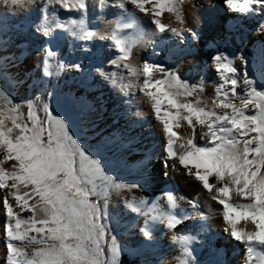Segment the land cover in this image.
<instances>
[{
  "label": "snow or ice",
  "instance_id": "6c2138e0",
  "mask_svg": "<svg viewBox=\"0 0 264 264\" xmlns=\"http://www.w3.org/2000/svg\"><path fill=\"white\" fill-rule=\"evenodd\" d=\"M30 2L3 0L4 4L13 7ZM124 2L121 0V8ZM100 3L103 5L104 0ZM127 3L146 16L149 10L145 5H153L150 15L156 33H164L168 27L159 19L165 11L174 14L182 23L178 0H127ZM47 4L79 13L80 19L72 21L73 27L81 34V39L93 37L94 33L85 26L86 0H47ZM252 5L264 9V0H226L227 8L233 13L252 12ZM57 27L64 25L57 24ZM124 27L131 28L132 25ZM170 31L181 37L184 31L192 34L191 29L181 31L172 27ZM43 34L50 36L51 29L45 28ZM72 34L76 35V31ZM111 41L119 58L127 60L135 41L115 32ZM44 52L45 75H48L49 60L56 53L51 47H45ZM213 63L221 83L211 108L199 100L188 101L187 97L193 95L195 87L162 66L143 65L144 80L140 91L150 101L156 118L162 121L167 134V158L178 160L189 175H194L210 198L222 206L223 220L228 225L225 232L230 229L231 237L246 245L249 260L255 256L259 264H264V255L257 253L254 247H264V90H258L256 81L245 72L243 83L247 90L239 95L236 69L231 59L218 53L213 57ZM72 67L80 69L79 64ZM156 73L161 75L157 77ZM249 106H252L251 112ZM44 112L45 118L41 120L30 106L28 122H22L18 106L0 90V151L3 152L0 164L14 161L11 171L0 168V189L8 188V196L15 201V206L32 213L27 219L21 218L14 214L7 196L4 198L7 219L4 226L5 264H117L119 250L114 239L106 241L104 214L91 198L106 195L110 187L139 188V185L115 182L106 174L101 161L87 153L71 134L63 117L55 115L47 105ZM181 121H186L192 129L200 126L205 146H197L189 139L186 144L179 145V150L176 148L177 133L173 129L179 127ZM211 178L215 183H210ZM168 199L172 200V197ZM240 220L250 221L254 230H238ZM176 223L179 221L173 217L168 226L174 227ZM142 232L146 239H151L149 231L142 229ZM15 242L20 245L28 242L39 247L27 252ZM105 245L110 257L107 260L104 258ZM184 255L191 256L187 248Z\"/></svg>",
  "mask_w": 264,
  "mask_h": 264
},
{
  "label": "rangeland",
  "instance_id": "374dc122",
  "mask_svg": "<svg viewBox=\"0 0 264 264\" xmlns=\"http://www.w3.org/2000/svg\"><path fill=\"white\" fill-rule=\"evenodd\" d=\"M2 1H0V78L5 80L9 95L16 99L22 122H28L30 106L31 111L41 120L45 118V105L51 110L63 108L62 117L66 115L71 118L74 127L72 135L84 150L93 158L99 159L104 170H115L118 178L117 183L139 185V188L117 189L110 187L106 195H101L104 197L103 205L98 202L96 197L91 198L93 202L98 203L104 214V223L107 228L106 241L111 242L114 239L119 255H124L128 261L134 264H183L185 261H188L189 264H216V261L213 262L214 258L208 257L207 253L210 247L208 248L204 242V236L212 234V227H207L206 231L202 230L203 234H207L199 235L196 238L197 242H189L188 245L177 241L178 245L173 246L170 244L169 237L163 235L158 238L160 244L156 248L143 235L142 229L149 231L144 223V212L164 205H177L181 197V191L173 183V180L168 181L163 189L156 193L147 175L150 171H146L141 166H135L140 163L144 153L152 155L154 152H160L162 147L167 144V134L163 130L162 121L156 118L150 101L137 99L141 95L144 96L140 91L144 80L143 70L139 67L138 70L132 71L130 76V71L122 64L124 60L119 58L120 54L118 57H113L117 52L113 44L107 43V38L103 39V44L99 40H84L79 36L73 40L65 39L56 45L53 48L56 56L49 60L48 75L36 76L31 79L25 71L29 65L36 66L38 61L37 59L33 60L32 57V48L35 43L32 42L29 33L23 34V30L28 23L38 19L41 14H48L56 19L63 9L54 4H47V0H31L24 6L15 7L11 5L7 7ZM92 1L86 0L88 10ZM96 1L94 0V2ZM207 4L212 5L213 3L209 0L202 6L207 8ZM99 5L97 2L96 6ZM188 5L189 3H186L185 0H178L179 14L185 7L188 8ZM252 8L254 11L250 18L248 17L250 20L237 13H227L228 15H222L218 19L217 34L214 36L202 37L200 40H196L192 46L178 45L180 50L173 54H169L171 49L169 44L162 46L160 50L154 52L155 54L151 49H148L146 50L148 53L143 54V59L151 58L155 62H160L156 66H162L165 71L174 73L180 80L194 86L196 91L192 96L187 97V100L193 103L199 100L202 105L209 108L212 107V100L216 98L217 86L221 83L213 63V57L218 53L227 55L231 59L232 65L236 69L235 76L238 79L236 91L239 95H243L247 90L243 83L245 72L249 78L256 81L255 86L258 90H264V9L258 8L257 5H252ZM245 19L249 20L248 25L244 23ZM86 23L89 30V26L93 24V27L97 21L94 17H87ZM239 24L246 28H244L246 31L243 32V43L228 51L222 44L229 42V39L235 36L241 26H238ZM239 37L242 38L241 35ZM126 38L135 41L132 32ZM218 41L221 42L219 45L215 43ZM209 42L216 45V48L209 50ZM6 47L9 49H5ZM99 47L109 49L108 51L104 50L100 55L97 49ZM132 50L133 47L128 59L132 57ZM14 52H20V55L16 56ZM77 64L80 65L79 70L72 67ZM155 75L159 77L161 74L156 73ZM210 78L214 81H211ZM133 98L137 99H135L136 103L132 102ZM235 102L239 103L238 100ZM138 104V107L143 110L142 113L138 109L135 112V105ZM251 108L252 106H249V112H251ZM217 111L220 110L217 109ZM136 123L138 126L133 128ZM129 134L130 140L127 141L125 137ZM192 134H196L193 137L197 139L194 138L193 141L197 146H205V140L201 138L200 126L195 128L194 133L192 130ZM188 138H191V134L186 136V139ZM0 155V160H2V151H0ZM13 163L14 161L4 162V170L11 171ZM193 172H195L194 169ZM193 176L189 175V177L195 178ZM8 183L10 184L11 181ZM5 190L9 191L6 188L0 189V192ZM137 190L146 192L149 196L143 195L139 198L136 194ZM202 191L207 192L203 187ZM169 196L172 197V200L168 199ZM4 198L0 197V209H3ZM7 198L13 206L14 214L20 215L23 219L32 215L28 211H21L17 208L11 196L7 195ZM205 202L206 200L202 201L201 205L204 206ZM248 202L247 200L239 201V203ZM195 215V213L193 215L191 213L190 216L184 215L183 219L185 220L181 228L189 226V220ZM6 223V216L0 218L2 235ZM163 230L164 228L160 226V231ZM224 232V227L220 231L217 230L218 236L215 237L216 241L211 249L213 252L222 249L220 252L224 253L222 259L217 262H221L220 264H244L247 259L246 255H248L246 245L238 242L236 253L233 251V247L221 246L222 240L230 236ZM2 235L0 234V236ZM30 235L37 234L30 233ZM37 238L39 239V236ZM15 243L25 247L27 252L39 247V245L28 242H25L24 245H20L19 242ZM6 244L7 241L0 239V248H6ZM254 247L257 253L264 255V247L258 245ZM185 248L188 249L191 256L184 255ZM105 253L104 258L110 259L107 255V245H105ZM232 253L237 254L238 258L236 259ZM253 258L250 260V264H259V260L255 259V261ZM117 264H119V259H117Z\"/></svg>",
  "mask_w": 264,
  "mask_h": 264
},
{
  "label": "bare ground",
  "instance_id": "6f19581e",
  "mask_svg": "<svg viewBox=\"0 0 264 264\" xmlns=\"http://www.w3.org/2000/svg\"><path fill=\"white\" fill-rule=\"evenodd\" d=\"M185 1L186 3H189L188 5L189 7L188 8L185 7V9L180 13L182 23L176 19V16L171 15L167 12H163L159 17L161 23L168 26L164 33H156L154 25L151 24L150 11L151 8L153 7L152 4L145 5L146 9L149 10V15L146 16L144 13H140L139 10L136 9L132 4L127 3V0H125L123 8L119 6L121 0H106L103 5H101L100 0H97L96 2H94L93 0L90 4L89 10L84 16L85 26L87 27V23H86L87 17L96 18L97 24L95 23L93 27H92L93 24L89 26V30L94 33L91 40L93 39H95V41L99 40L100 43H103V39L107 38V43L110 42L111 44L114 45V43L111 41V35L114 32L118 36L124 38H126V36H128L131 32L134 34L135 44L133 45L132 57L122 62L124 67L128 71H130L129 75L131 76L132 71L138 70L139 67L141 70H143V65L145 63H149L152 65H157L158 63H160V62H155L151 58H149V60L148 59L144 60L143 54L148 53L146 52V50L151 49L152 52L154 53L155 51L160 50L162 46L169 44L171 46V49L169 50L170 51L169 54L176 53L180 50L178 48V45L192 46V44L195 43L196 40H200L202 37L206 38V36L209 35L214 36L215 34H217L216 27L220 16L222 15L226 16L228 15L227 13H233L231 12L230 9L227 8L226 0H211L213 4L212 5L207 4L208 6L207 8L203 7L202 5H205L206 2H209V0H185ZM97 2H99L100 4L99 6H96ZM8 6L9 5H7V7ZM237 14L244 16L245 18L248 17L250 18L252 12L237 13ZM79 19H80L79 13H76L74 11L66 12L62 10L61 14L60 15L58 14L56 19H54V17H52L51 15L48 16V14L47 15L41 14V16L38 19L36 18L32 20V23L27 24V27L23 30V34L29 33L31 35L29 36L31 37L32 42L34 41L35 43L34 47L32 46L33 47L32 57L33 60L37 59L38 61V64H36V66L29 65L28 69L25 71L31 79L36 76L37 77L45 76V65H44V58L46 55L44 52L45 47H51V49L53 50V48L56 45L60 44L65 39L73 40V39H77L81 35L76 30V28L73 27L72 24L73 20L78 21ZM248 19H245L244 21V23L247 25L249 24L248 21L250 20ZM57 24L64 25V27L58 28ZM127 24H131L132 27L125 28L124 25ZM240 25L241 24H239L238 26ZM172 27H176L181 31H183L184 29H191L192 34H190L187 31H184L183 37L173 35L170 31V28ZM45 28L51 29L50 36L46 37L43 34ZM244 28L245 27L241 25L237 33H235V36L229 39V42H223L224 44L222 45H225L228 51H231L232 47L238 46L243 43L244 40L243 32L246 31L245 30L246 28L245 29ZM37 29H39V31H37ZM74 31H76V35L72 34ZM240 35L242 36V38L239 37ZM215 43L219 45L221 42L218 41ZM196 44L194 45L196 46ZM150 45L151 47H149ZM215 48L216 45L209 42L208 49L213 50ZM5 49H9V48L6 47ZM97 49H98V54L101 55L103 54L102 52H104V50L108 51L109 48L99 47ZM116 52L117 53H115L113 57H118L119 53L117 50ZM14 54L16 56H19L20 52H14ZM125 65H127V67ZM47 71H48V66H47ZM212 80L214 81V79H211V81ZM133 99L134 100H132V102L134 103L136 98ZM137 99L149 101L148 98L143 95L139 96V98ZM138 106L139 104L135 105V112L138 109V111L142 113L143 111L142 108ZM137 126L138 123L134 124L133 128ZM192 130L194 133L195 129L189 127L186 121H181L180 126L173 129V131L177 133L176 148L178 150H179V145L181 143L186 144L189 139L193 140L195 138L193 136H195L196 134L195 135L192 134ZM129 133L134 134L135 132H129ZM187 134L188 135L191 134V138L186 139V136H188ZM125 138H126L125 140L127 141L130 140V134L127 135ZM204 142L206 144V141ZM136 165L137 167L141 166L145 168L146 171L148 170L150 171L147 173V175L149 176V182L151 183V186H153V190L156 193L162 190L163 187L166 185V183H168V181L171 180H173V183L176 186H178L181 191V197L177 205L176 204L164 205L151 210L144 209L146 210V212H144L145 217L143 216L145 218V222H144L145 226L147 227L149 232L153 233L151 239H147V241L152 242L153 246L157 248L160 244L158 238L164 235L169 237L170 244H172L173 246L178 245L177 241H180V243L188 245L190 244L189 242H193V241L197 242L196 238L199 237V235L204 236L205 234H207V233L203 234L202 230L206 231L207 227H212L213 228L212 234L205 235L204 242L206 243L205 245H207L208 248L210 247V250H208L207 253L208 257L214 258L215 260L213 262L216 261V264H220L221 262L219 263L217 261L219 259H222V256L224 255V253L220 252L222 249H220L219 251L215 250V252H213L211 249H213L212 245L215 244L214 243L216 241L215 237L218 236L217 230L220 231L222 227H224L225 230V228L228 227V225H226L225 221L223 220L222 206L218 202L212 200L208 192L202 191V186L200 182H198L195 178L189 177L187 170L184 169L179 164L178 160L167 158L166 144L162 147L160 152H154L152 153V155L144 153L140 159V163L135 164V166ZM4 166H5L4 163L0 164V168L4 169L5 168ZM210 183H215V179L211 178ZM7 193L8 192L6 190L1 191L0 197L1 196L6 197L8 195ZM136 194L139 198L142 197L143 195L149 196L148 193L142 192L140 190H137ZM183 196L188 199H185ZM204 200H206V202L204 206H202L201 204L202 201ZM239 201L241 200H235L234 202H239ZM191 213L192 215L193 213H195L196 214L195 217H192L191 220H189L190 223L188 222L189 224V226L187 225L188 227L184 226V229H182L181 227L183 226V222L185 220L183 219V216L186 214L190 216ZM2 217L3 218L5 217L4 209H0V218ZM173 217L176 220H178L179 223H176L174 227H169L168 226L169 221ZM160 226L164 228L163 231H160ZM237 228L238 230L244 229L246 231L254 230V226L251 225V222L245 220H240L237 224ZM226 233L230 234V229ZM0 234L2 235V232ZM230 237L231 235L228 238L223 239L221 246L233 247L234 248L233 251H235L236 253V249H238L239 246L238 244L239 241H236L235 239ZM0 239H4L5 241H7L4 231H3V235L0 236ZM242 244L245 245L244 243ZM234 256L236 257V259L238 258L237 254H234ZM246 256L247 259H245L244 264H250L251 261L249 260L248 255ZM255 259L257 260L258 258L254 257L253 260ZM2 260L4 261L2 262ZM5 260H6V248L3 247L0 248V264H5Z\"/></svg>",
  "mask_w": 264,
  "mask_h": 264
},
{
  "label": "trees",
  "instance_id": "16d2710c",
  "mask_svg": "<svg viewBox=\"0 0 264 264\" xmlns=\"http://www.w3.org/2000/svg\"><path fill=\"white\" fill-rule=\"evenodd\" d=\"M52 111L55 115L62 117V113H63L64 109L63 108H54V109H52ZM63 118L67 121L68 125L70 126V131L72 134L74 127H73V123H72L71 118L67 117L66 115H64ZM104 171L106 172V174L110 175L115 182L117 181L118 178H117V174H116L115 170L111 171L108 169V170H104ZM97 199H98V202L101 205H103L104 197L100 196ZM118 259H119V264H134V263L128 261L124 255H119Z\"/></svg>",
  "mask_w": 264,
  "mask_h": 264
},
{
  "label": "water",
  "instance_id": "95a60500",
  "mask_svg": "<svg viewBox=\"0 0 264 264\" xmlns=\"http://www.w3.org/2000/svg\"><path fill=\"white\" fill-rule=\"evenodd\" d=\"M0 90H3L6 93V95L8 96V98H10L12 100L13 104L17 106L16 99L9 95L8 87L5 84V80L3 78H0Z\"/></svg>",
  "mask_w": 264,
  "mask_h": 264
}]
</instances>
